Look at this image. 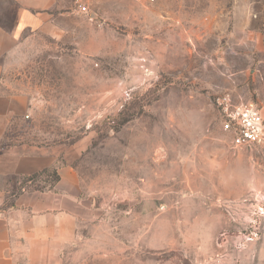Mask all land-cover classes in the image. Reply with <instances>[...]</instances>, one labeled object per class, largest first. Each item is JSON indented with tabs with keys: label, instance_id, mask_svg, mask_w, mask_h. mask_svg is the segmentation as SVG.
Returning a JSON list of instances; mask_svg holds the SVG:
<instances>
[{
	"label": "rangeland",
	"instance_id": "obj_1",
	"mask_svg": "<svg viewBox=\"0 0 264 264\" xmlns=\"http://www.w3.org/2000/svg\"><path fill=\"white\" fill-rule=\"evenodd\" d=\"M53 12L0 68V91L10 139L80 181L77 236L54 264H264V146H236L216 105L230 93L264 115V0ZM43 170L19 186L53 189Z\"/></svg>",
	"mask_w": 264,
	"mask_h": 264
},
{
	"label": "crops",
	"instance_id": "obj_2",
	"mask_svg": "<svg viewBox=\"0 0 264 264\" xmlns=\"http://www.w3.org/2000/svg\"><path fill=\"white\" fill-rule=\"evenodd\" d=\"M59 0H0V68L28 34L56 24ZM0 91V264H54L77 236L82 204L77 174L60 169L51 190L19 186L52 165L44 148L14 141L12 103ZM11 180V181H9Z\"/></svg>",
	"mask_w": 264,
	"mask_h": 264
},
{
	"label": "built area",
	"instance_id": "obj_3",
	"mask_svg": "<svg viewBox=\"0 0 264 264\" xmlns=\"http://www.w3.org/2000/svg\"><path fill=\"white\" fill-rule=\"evenodd\" d=\"M222 129L236 146H264V115L253 102H238L230 93L216 98Z\"/></svg>",
	"mask_w": 264,
	"mask_h": 264
},
{
	"label": "trees",
	"instance_id": "obj_4",
	"mask_svg": "<svg viewBox=\"0 0 264 264\" xmlns=\"http://www.w3.org/2000/svg\"><path fill=\"white\" fill-rule=\"evenodd\" d=\"M50 171H52L55 174V183H56L60 179V176L55 169L54 170H52L51 168L44 169L43 174Z\"/></svg>",
	"mask_w": 264,
	"mask_h": 264
}]
</instances>
